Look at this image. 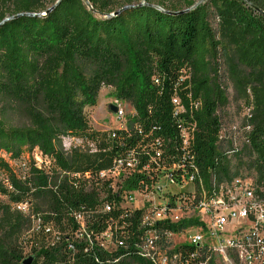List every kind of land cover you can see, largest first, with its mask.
Returning <instances> with one entry per match:
<instances>
[{
	"label": "trees",
	"instance_id": "trees-1",
	"mask_svg": "<svg viewBox=\"0 0 264 264\" xmlns=\"http://www.w3.org/2000/svg\"><path fill=\"white\" fill-rule=\"evenodd\" d=\"M88 1L97 14L82 0H0V264H153L139 251L145 234L164 241L186 224L144 225L124 196L152 181L157 153L165 171L181 161L183 128L203 175L229 178L217 143L229 78L252 92L249 167L264 166V0ZM101 89L130 105L123 128H92L85 109ZM127 160L136 166L114 192L98 176Z\"/></svg>",
	"mask_w": 264,
	"mask_h": 264
},
{
	"label": "built area",
	"instance_id": "built-area-1",
	"mask_svg": "<svg viewBox=\"0 0 264 264\" xmlns=\"http://www.w3.org/2000/svg\"><path fill=\"white\" fill-rule=\"evenodd\" d=\"M180 102L179 98L172 99L174 115L182 111ZM114 107L115 115L121 117L122 110L117 100ZM243 118L245 122L241 125L235 121H222L217 136V143L222 146V157L231 168L229 178H218L214 169H207L203 175L199 165L190 159L185 151L192 139L189 128H183L179 134L182 150L179 163H174L165 171L163 165H159V161L163 162L160 153L150 159L155 167L150 168L149 161L146 173L152 181L141 189L129 192L124 196L123 203L132 202L134 193H151L157 201V204L151 205L152 209L149 210V206L126 208L130 211L143 210L144 225H186L178 233L166 234L164 241L156 232L146 233L139 245L143 258L153 264H264V166L257 171L255 167H249L251 162L240 171L236 168L240 161L235 164L243 148L249 146L252 118L249 108ZM135 166L133 160L119 161L112 171L101 172L98 177L111 180L115 192L121 171L125 178ZM113 173L114 185V179L110 177ZM17 208L27 210L26 204ZM109 210L110 207L105 205L104 211ZM77 221L83 230L84 222L80 216ZM179 235L185 240L171 247L169 237ZM104 237V242L111 241L108 232ZM185 245L192 247V252L178 250Z\"/></svg>",
	"mask_w": 264,
	"mask_h": 264
},
{
	"label": "rangeland",
	"instance_id": "rangeland-1",
	"mask_svg": "<svg viewBox=\"0 0 264 264\" xmlns=\"http://www.w3.org/2000/svg\"><path fill=\"white\" fill-rule=\"evenodd\" d=\"M118 3L119 2H117V4ZM210 23L213 29L217 28L216 23L214 22L213 19H210ZM219 64L222 75H228L227 74L228 61H226L225 58L221 57ZM226 93H227L226 97L228 99V104L226 105V107H224V115H223L224 121L226 123H231L235 121L240 125L243 124L245 122V119L243 118V114L247 112V108H249V111L252 112V106L250 107L247 106L248 102H250L253 99L252 92L249 89L244 90V88H242L241 90V87L239 86L235 87L234 81L232 82L229 78V83ZM115 101L116 100L109 89H101L99 91L94 107L85 109V114L88 116L93 129L98 131H105V130L116 129L120 126L125 125L127 117L131 116L132 114V109L130 105L118 101V104L122 110V116L118 117L115 115V113H111L109 111V106L110 105L114 106ZM63 144L64 147L68 149L71 146H77L78 142H73V140L71 139H66L64 140ZM248 147L249 146L244 147L240 156L237 157L235 160V164H237L238 161H240L239 165L236 167L240 171H243L242 168L244 167L247 168L249 164L257 158V156L252 152L247 153ZM34 157L35 160L38 163H40L41 158L36 152L34 153ZM9 164L11 166H15L17 164V161L16 162L11 161L9 162ZM114 175L115 173L111 174L110 177L114 179L115 177ZM114 184H115V179L113 180V185ZM3 199L4 198L0 196V201H3ZM132 199H133L132 202H124L122 207H128L129 209H134V208L149 206V210H150L152 209L151 205L157 204L155 197H153L151 193H147V194L134 193ZM184 240H185L184 236H180V235L170 236L168 242L170 243L171 247H174ZM101 245L105 249H107V251L114 249V246L109 241L102 242Z\"/></svg>",
	"mask_w": 264,
	"mask_h": 264
},
{
	"label": "water",
	"instance_id": "water-1",
	"mask_svg": "<svg viewBox=\"0 0 264 264\" xmlns=\"http://www.w3.org/2000/svg\"><path fill=\"white\" fill-rule=\"evenodd\" d=\"M59 1H60V0H57L56 4H57ZM82 1H83L84 5L86 6V8H87L89 11H91V12L94 13V14H97V13L92 9V7H91V5H90V3H89L88 0H82ZM205 1H206V0H199V1L196 3L195 6L201 4V3L205 2ZM243 1H244L247 5H249L250 7H252L251 4H250L247 0H243ZM51 10H52V9H48V10H46L43 14H41V16H45V15H47ZM122 10H123V9H121L120 11H122ZM120 11L114 12V13L109 14V15H104V14H98V15H99L100 17H110V16H114V15H116V14H117L118 12H120ZM33 16H35V15H33ZM109 111H110L111 113H116V107L110 105V106H109ZM31 261H32V258H28V259L24 260V261L22 262V264H30Z\"/></svg>",
	"mask_w": 264,
	"mask_h": 264
}]
</instances>
